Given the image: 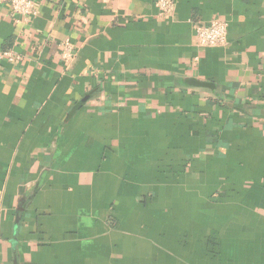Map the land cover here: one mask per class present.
I'll return each mask as SVG.
<instances>
[{"label":"crops","instance_id":"0c3cea01","mask_svg":"<svg viewBox=\"0 0 264 264\" xmlns=\"http://www.w3.org/2000/svg\"><path fill=\"white\" fill-rule=\"evenodd\" d=\"M154 1L0 4V264H264V0Z\"/></svg>","mask_w":264,"mask_h":264},{"label":"built area","instance_id":"2783aa9c","mask_svg":"<svg viewBox=\"0 0 264 264\" xmlns=\"http://www.w3.org/2000/svg\"><path fill=\"white\" fill-rule=\"evenodd\" d=\"M0 4H7L13 15L29 17L36 14V7L32 0H0ZM154 7L158 18L170 17L175 8L174 0H155ZM197 45L201 47H220L226 42L227 23L222 20H213L206 25H195L194 27ZM63 61L67 64L74 58V46L69 39L61 42ZM0 59L8 62L21 60V55L11 49L0 52Z\"/></svg>","mask_w":264,"mask_h":264}]
</instances>
